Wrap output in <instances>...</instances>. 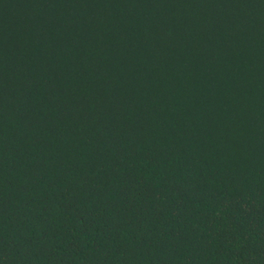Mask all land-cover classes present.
I'll list each match as a JSON object with an SVG mask.
<instances>
[{
  "label": "trees",
  "instance_id": "trees-1",
  "mask_svg": "<svg viewBox=\"0 0 264 264\" xmlns=\"http://www.w3.org/2000/svg\"><path fill=\"white\" fill-rule=\"evenodd\" d=\"M0 264H264V0H0Z\"/></svg>",
  "mask_w": 264,
  "mask_h": 264
}]
</instances>
